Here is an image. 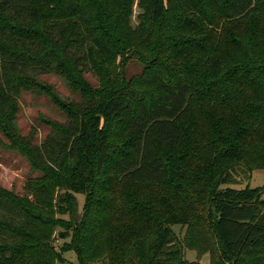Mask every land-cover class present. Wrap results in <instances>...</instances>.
I'll return each instance as SVG.
<instances>
[{
	"label": "trees",
	"instance_id": "16d2710c",
	"mask_svg": "<svg viewBox=\"0 0 264 264\" xmlns=\"http://www.w3.org/2000/svg\"><path fill=\"white\" fill-rule=\"evenodd\" d=\"M132 4L0 0L8 119L22 91L44 90L38 75L75 77L74 49L98 66L130 54L145 75L116 74L98 92L73 79L87 101L68 123L40 143L34 128L19 138L43 173L22 196L0 187V264H56L69 251L73 264H200L186 250L208 253V264H264L261 189L222 186L235 164L248 177L264 170V0H140L134 29ZM175 154L188 187L168 185ZM166 185L174 199L139 194ZM83 192L79 214L74 194ZM58 227L70 240L57 248Z\"/></svg>",
	"mask_w": 264,
	"mask_h": 264
},
{
	"label": "rangeland",
	"instance_id": "374dc122",
	"mask_svg": "<svg viewBox=\"0 0 264 264\" xmlns=\"http://www.w3.org/2000/svg\"><path fill=\"white\" fill-rule=\"evenodd\" d=\"M180 13V10L179 12ZM177 13V14H178ZM143 14V6L140 0H133L131 7V15L129 26L134 29L140 24V17ZM37 18L34 19L36 24ZM188 35V34H183ZM192 37V36H190ZM75 61H68L69 66H73L75 77L73 79L81 80L89 88L99 91L107 83L111 84L112 79L116 74H122L127 79L133 76H142L143 64L131 57L130 54H125L128 57L126 64L121 65L118 58L113 62L107 59L101 66L95 64L88 52H83L79 49L73 50ZM192 56H195L193 54ZM182 59V58H181ZM184 62V60H178ZM73 79L69 81L64 75L47 73L38 75L37 81L44 88L42 92L35 93L32 91H22L17 99V112L13 118L8 119L7 116L0 114V187L7 192L22 196L25 193V187L35 184L38 178L42 176L43 171L30 162L31 155L28 149L19 140L20 137L28 135L30 130L34 128V142L40 143L52 130V126L67 124L70 119V114L75 111L76 107L82 102L87 101L84 94L81 92L83 85L78 83L73 84ZM96 93V92H95ZM70 115V116H69ZM120 124L110 123L107 127L108 131L115 137L114 140H124V137L119 134ZM163 153H168L163 150ZM170 163L169 184L172 185L180 181L181 186L188 187V182L181 179L183 173L180 163L177 159V154L168 158ZM37 166V165H36ZM243 164H235L231 167L226 175L222 178L226 183L222 186H229L234 189L244 188H260L262 191L261 198L264 199V170L259 169L252 172L248 177L243 173ZM109 175L101 177L106 179ZM143 188H139L142 190ZM172 189L166 185V190L162 191L158 188H149L147 191H140L139 194L152 197H162L164 200L174 199L169 194ZM174 195L180 196V191H174ZM77 202V212L80 214L83 211L86 194L75 193ZM146 197V196H145ZM68 219L69 216L63 215ZM176 235L180 238L184 236V227L180 224L171 226ZM64 230L57 228L54 235V245L59 247L64 241H69L70 236L60 237V232ZM213 248V247H212ZM66 261L57 262L56 264H73L76 263V256L73 251L64 254ZM214 261L217 260L215 254H212ZM185 258L188 261L198 260L200 264H208L210 256L208 253L199 256L193 250L185 251ZM222 264H231L230 261H223Z\"/></svg>",
	"mask_w": 264,
	"mask_h": 264
},
{
	"label": "water",
	"instance_id": "95a60500",
	"mask_svg": "<svg viewBox=\"0 0 264 264\" xmlns=\"http://www.w3.org/2000/svg\"><path fill=\"white\" fill-rule=\"evenodd\" d=\"M60 237H63V233L62 232H60Z\"/></svg>",
	"mask_w": 264,
	"mask_h": 264
}]
</instances>
